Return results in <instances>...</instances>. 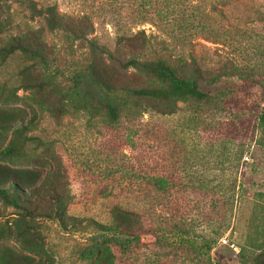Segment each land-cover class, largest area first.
<instances>
[{
	"label": "rangeland",
	"instance_id": "obj_1",
	"mask_svg": "<svg viewBox=\"0 0 264 264\" xmlns=\"http://www.w3.org/2000/svg\"><path fill=\"white\" fill-rule=\"evenodd\" d=\"M29 6H53L73 24L85 17L92 30L80 40L48 33ZM29 29L42 30L52 74L61 85L86 64L88 42L112 50L117 35L138 30L150 37L155 51L192 54L211 76H221L199 84L206 101L178 103L170 116L146 112L116 123L73 112L53 118L37 109L29 94L14 91L17 71L29 62L10 56L0 64V91L14 94L9 106L23 112L24 155L43 165L28 168L41 179L57 170L55 190L67 194L68 202L62 223L28 222L41 239L38 256L4 235L0 249L45 264H87L79 252L91 233L89 223L106 225L109 211L118 206L140 212L145 227L172 223L190 237L219 234L209 254L215 263L255 264L251 258L258 252L249 246L264 242V147L255 143L263 138L254 129L255 117L264 115V0L0 1V46ZM156 177L167 181L165 190L149 184ZM12 213L0 205V228H11ZM151 241L142 238L143 244ZM148 251L120 257V264L145 259L178 264L179 251L174 263L147 256Z\"/></svg>",
	"mask_w": 264,
	"mask_h": 264
},
{
	"label": "trees",
	"instance_id": "obj_2",
	"mask_svg": "<svg viewBox=\"0 0 264 264\" xmlns=\"http://www.w3.org/2000/svg\"><path fill=\"white\" fill-rule=\"evenodd\" d=\"M29 9L42 19L43 29L48 33L64 32L80 40L92 30L87 18L82 17L73 24L53 6L41 10L29 6ZM149 38L142 30L117 35L112 50L88 42L86 64L64 78L65 85L56 82L52 74L51 53L43 40L42 30L29 29L8 37L0 46V64L14 54L29 62L17 71L14 91L29 94L36 108L53 118L73 112L102 116L116 123L121 117L133 118L146 112L170 116L178 103L206 101L208 97L199 90V84L213 83L221 75L211 76L192 54L173 56L169 52L155 51ZM16 99L14 94L3 95L0 91V205L13 211L11 228L3 225L0 235L16 241L22 251L38 256L41 239L28 222L42 218L62 223L68 196L55 190L57 170H49L41 179L38 171L28 168L43 165L40 159L26 157L22 151L25 139L20 138L27 130L23 125V112L9 106ZM254 129L263 138L255 143L264 147V115L255 117ZM7 135H10L8 140ZM29 140L37 141L35 138ZM148 182L157 190H165L168 186L160 177L149 178ZM141 215L138 211L114 206L106 225L91 221L92 230L79 252L80 260L87 264H120V257L150 248L147 256L172 258L173 263L179 251L178 264H219L209 255L219 234L211 238L190 237L188 231H178L172 223L168 227L159 223L145 227ZM146 236L152 237L149 244L142 242ZM249 248L258 252L251 260L264 264V242ZM0 264L45 263L2 248ZM240 264L249 263L243 260Z\"/></svg>",
	"mask_w": 264,
	"mask_h": 264
}]
</instances>
